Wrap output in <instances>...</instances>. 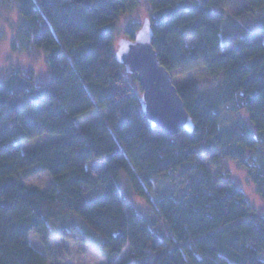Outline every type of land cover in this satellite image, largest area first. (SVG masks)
Listing matches in <instances>:
<instances>
[{
    "label": "trees",
    "instance_id": "1",
    "mask_svg": "<svg viewBox=\"0 0 264 264\" xmlns=\"http://www.w3.org/2000/svg\"><path fill=\"white\" fill-rule=\"evenodd\" d=\"M145 1L152 44L194 122L191 132L152 128L136 74L116 58L117 26L128 17L124 38L135 36L141 0H19L16 42L43 52L48 76L36 83L19 67L0 76V264H47L49 253L29 237L46 245L59 226V235L94 246L110 264L126 246L133 264H264V212L227 170L218 187L222 179L201 161L216 170L236 161L264 201V16L237 23L264 0ZM208 78L221 83L202 90ZM228 104L247 120L223 128L220 109ZM94 159L105 162L103 172L88 167ZM35 171L51 185H27ZM173 171L182 195L151 201L154 178ZM122 178L146 211L125 197ZM83 226L86 238L69 231Z\"/></svg>",
    "mask_w": 264,
    "mask_h": 264
},
{
    "label": "rangeland",
    "instance_id": "2",
    "mask_svg": "<svg viewBox=\"0 0 264 264\" xmlns=\"http://www.w3.org/2000/svg\"><path fill=\"white\" fill-rule=\"evenodd\" d=\"M19 0H3L0 1V76H4L12 67H19L22 71L32 72L36 83H43L47 80L48 70L45 55L37 49L24 50L17 41V31L21 25V17L17 13L16 7ZM148 4L145 0H141V7L132 16L133 20L143 22L147 17ZM264 16V8L257 10L254 15H246L237 20L239 26H243L248 22L260 19ZM128 17L123 18L117 26L119 30L114 38L115 47L121 39H124V26L128 22ZM230 30V26L227 25ZM16 44L14 45V43ZM91 45L81 47L79 53L88 51ZM66 58V54H62ZM221 83L220 78H208L199 83L202 90H210L217 87ZM222 127H228L233 122L242 124L247 120L244 113H236L231 104L225 105L220 109ZM201 161L213 171L214 178H221L218 187L224 185L227 177L218 175L219 172H229V179L238 186L244 193L247 201L254 207L258 213L264 212V201L257 195L255 186L248 181L246 172L240 168L236 161L226 160L220 169L212 168L209 160L201 158ZM219 170V171H218ZM124 178L121 179L122 188L125 190V197L133 203L140 211L148 209V203L145 199L129 191L123 185ZM24 182L29 186H38L46 189L52 183L51 177L42 171H35L33 174L24 178ZM184 186L180 180L179 171L170 172L168 175H159L154 178V185L148 191L149 199L153 202L163 195L173 194L180 197L183 193ZM79 228V231L69 230L74 236L88 237V229L86 226ZM64 228L58 227L57 230L52 228L47 244L44 245L37 235L30 234L31 244L42 253H49L50 259L47 264H110L106 256L100 253L94 246L86 244L83 240H69L63 235H59ZM58 231V232H57ZM130 247L126 246L118 258L111 264H133L135 259L130 254Z\"/></svg>",
    "mask_w": 264,
    "mask_h": 264
},
{
    "label": "water",
    "instance_id": "3",
    "mask_svg": "<svg viewBox=\"0 0 264 264\" xmlns=\"http://www.w3.org/2000/svg\"><path fill=\"white\" fill-rule=\"evenodd\" d=\"M149 18H144L132 39H121L115 55L127 73L136 74L141 89L140 106L152 128L173 136L179 129L191 132L194 122L172 82L170 72L160 63L154 48Z\"/></svg>",
    "mask_w": 264,
    "mask_h": 264
},
{
    "label": "built area",
    "instance_id": "4",
    "mask_svg": "<svg viewBox=\"0 0 264 264\" xmlns=\"http://www.w3.org/2000/svg\"><path fill=\"white\" fill-rule=\"evenodd\" d=\"M88 167H89L92 171H94V172H96V173H100V172H103V171L106 169V164H105V162H104L103 160H101V159H94V160H92V161L89 163Z\"/></svg>",
    "mask_w": 264,
    "mask_h": 264
}]
</instances>
